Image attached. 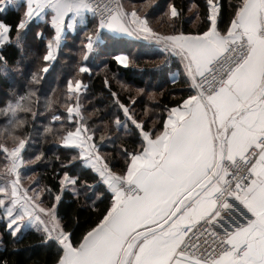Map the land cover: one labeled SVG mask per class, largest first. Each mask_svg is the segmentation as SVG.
I'll list each match as a JSON object with an SVG mask.
<instances>
[{
    "label": "snow or ice",
    "instance_id": "1",
    "mask_svg": "<svg viewBox=\"0 0 264 264\" xmlns=\"http://www.w3.org/2000/svg\"><path fill=\"white\" fill-rule=\"evenodd\" d=\"M21 5L15 21L0 19V76L18 78L0 100V221L8 234L16 238L33 228L54 247L53 264H264V0H204L202 17L193 3L188 11L204 26L187 30L176 0L159 17L152 15L157 0L128 6L123 0H0V15ZM36 19L50 28L42 65L35 53L29 56L27 33ZM156 20L171 31H160ZM78 24L85 32L81 63L66 80L70 102L63 117L53 111L44 127L68 155L55 157L61 165L53 170L55 188L40 177L25 184L24 169L47 159L43 151H27V129L39 115L33 101ZM35 35L42 38L43 29ZM118 37L156 43L164 65L175 59L172 83L182 78L177 91L185 94L162 114L149 108L138 114L137 100H155L156 93L139 88L122 99L105 76L113 114L98 126L93 113L106 110L86 111L89 85L81 74L91 73L89 56L106 38ZM113 59L125 68L134 63L124 51ZM45 106L52 109L53 101ZM113 128L138 143L122 144L119 156L109 158L101 148ZM77 161L93 175H73ZM89 189L104 207L76 237L72 217L60 207L65 193L79 199ZM0 264L12 262L0 258Z\"/></svg>",
    "mask_w": 264,
    "mask_h": 264
},
{
    "label": "trees",
    "instance_id": "2",
    "mask_svg": "<svg viewBox=\"0 0 264 264\" xmlns=\"http://www.w3.org/2000/svg\"><path fill=\"white\" fill-rule=\"evenodd\" d=\"M142 0H123V3L138 4ZM169 0H157L158 6L152 9L153 17H159L160 13L167 7ZM178 5L184 9L185 17L182 22L184 29L203 28L201 20H195L192 13L188 9L193 3L199 4L201 8V17L203 16L204 0H176ZM227 0H225V3ZM24 10L23 5L19 12L14 8H8L6 14L0 15V19L15 21L20 13ZM195 11V9H193ZM156 26L162 32L171 31L170 25L164 20L154 21ZM37 29H43V37L37 38ZM84 27L74 34H69L68 39L60 52L57 61L54 63L46 78L43 81L42 88L38 92L39 100L34 99V111H38L34 124H31L27 131L31 135V144L28 146V154H38L40 151L46 153L47 159L41 160L34 165L27 167L23 174L31 176L36 174L42 179L43 183L51 184L56 187V180L53 176V170H59L61 165L55 157L63 160L68 151L61 146L57 140L58 137L44 133V127L50 122V115L54 111L60 116L65 115V104L70 102L64 97L66 91V80L72 76L76 67L81 63V45ZM110 35V34H109ZM50 37V28L46 21L34 20L27 33L29 43V56L33 53L39 55L45 51L46 40ZM129 53L134 58V63L125 68L118 65L113 57L119 52ZM9 54L14 49L9 46L7 49ZM166 59L163 50L154 43L146 40H137L127 37L106 38L103 47L89 56L87 61L92 69L91 73L81 74V78L89 85L87 95L84 102L88 103L86 111L91 113L92 107L105 109L103 113H93V121L96 125H100L102 120H108L113 114L111 108V96L109 88L105 86L104 77L107 76L111 85V91L121 93L122 99L128 96L129 92L135 93L139 88H145L147 92H155V100L149 99L147 95L137 100L135 111L139 114L141 109H154L156 113H164L166 107L176 98L185 93L177 91L183 84V79H179L176 84L172 83L173 73L177 69V61L171 59L167 65L162 64ZM42 65V61H39ZM107 65V67H105ZM155 65H161L157 68ZM116 75H113V74ZM18 78L15 74H9L7 77L0 76V100L7 98L9 88L14 86ZM123 85H128L125 89ZM53 101L52 109L46 108V100ZM125 102L127 100L125 99ZM96 117H101L97 119ZM4 123V119L0 117V125ZM54 128H59V124L52 122ZM66 127L68 124L65 125ZM108 136V129H103ZM129 133L123 128L115 131L113 128L111 138L105 140L101 151L103 154L111 158L119 156L120 146L122 144L133 145L138 143L133 140H126L125 137ZM3 138L2 130H0V139ZM74 154V153H73ZM2 155V154H0ZM2 164V161H0ZM73 175H82L83 177H91L93 174L77 161L71 168ZM103 204L96 201L95 189L82 191L79 199H77L70 191L65 193L60 212L61 215L72 217L71 223L76 237H79L95 220L98 211L102 210ZM0 233H3V242L0 243V258L6 259L12 264H53L55 259V249L50 244L42 242V237L34 230H23L22 234H18L16 238L11 237L4 228L3 222L0 221Z\"/></svg>",
    "mask_w": 264,
    "mask_h": 264
},
{
    "label": "crops",
    "instance_id": "3",
    "mask_svg": "<svg viewBox=\"0 0 264 264\" xmlns=\"http://www.w3.org/2000/svg\"><path fill=\"white\" fill-rule=\"evenodd\" d=\"M22 6V5H21ZM9 8H12V7H9ZM37 21H44V20H41V19H36ZM83 28V25H77V27H76V30L73 32L72 30H68L69 31V34H74V33H76L77 31H79L80 29H82ZM127 38H131V39H135V38H132V37H127ZM66 42V41H65ZM64 42V43H65ZM148 42H151V43H154V42H152V41H148ZM156 46H157V44L156 43H154ZM158 47V46H157ZM28 229H33V228H31V227H29V228H25L24 230H28Z\"/></svg>",
    "mask_w": 264,
    "mask_h": 264
},
{
    "label": "rangeland",
    "instance_id": "4",
    "mask_svg": "<svg viewBox=\"0 0 264 264\" xmlns=\"http://www.w3.org/2000/svg\"><path fill=\"white\" fill-rule=\"evenodd\" d=\"M131 4V3H130ZM130 4H127V6L128 5H130ZM161 31V30H160ZM25 170V169H24ZM24 175V174H23ZM25 176V175H24ZM37 178V175L36 174H34V175H31V176H25V180H24V183L25 184H30L31 183V181L32 180H34V179H36Z\"/></svg>",
    "mask_w": 264,
    "mask_h": 264
}]
</instances>
